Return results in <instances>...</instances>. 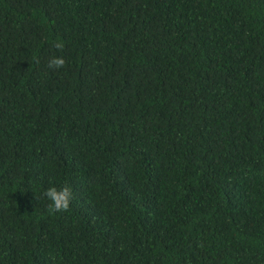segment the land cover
<instances>
[{
    "label": "trees",
    "instance_id": "obj_1",
    "mask_svg": "<svg viewBox=\"0 0 264 264\" xmlns=\"http://www.w3.org/2000/svg\"><path fill=\"white\" fill-rule=\"evenodd\" d=\"M0 264H264V0H0Z\"/></svg>",
    "mask_w": 264,
    "mask_h": 264
},
{
    "label": "clouds",
    "instance_id": "obj_2",
    "mask_svg": "<svg viewBox=\"0 0 264 264\" xmlns=\"http://www.w3.org/2000/svg\"><path fill=\"white\" fill-rule=\"evenodd\" d=\"M53 47L63 51L65 45L63 42L57 41ZM67 61L62 57L53 56L48 61V67L50 69L59 70L66 66ZM44 196L51 202L49 204L50 212H67L70 209L71 200L73 197L72 189L68 186L63 188L49 187Z\"/></svg>",
    "mask_w": 264,
    "mask_h": 264
}]
</instances>
